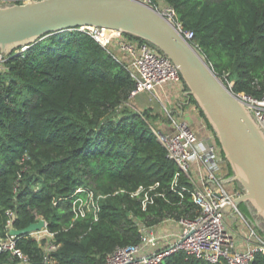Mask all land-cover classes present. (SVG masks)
<instances>
[{"label":"trees","instance_id":"16d2710c","mask_svg":"<svg viewBox=\"0 0 264 264\" xmlns=\"http://www.w3.org/2000/svg\"><path fill=\"white\" fill-rule=\"evenodd\" d=\"M163 1L176 10L183 28L194 32L191 41L235 94L262 95L264 0ZM4 66L0 238L9 229V211L14 213L13 228L22 230L44 219L54 237L38 241L20 235L17 245L28 261L0 251V264H104L118 246L140 243L142 226L159 227L168 218L179 222L198 214L190 194L182 199L173 189L179 167L159 142L154 125L165 116L153 107L131 105L135 81L114 50L73 29L50 34L23 53L12 52ZM190 104L221 148L197 102L191 99ZM227 168L230 177L228 162ZM179 183L190 184L185 176ZM141 186L155 187L150 192L154 202L146 209L132 195ZM79 188L102 196L98 219L93 211L75 219L73 200ZM50 244L58 248L45 260ZM160 264L211 263L179 251ZM253 264H264V253L257 252Z\"/></svg>","mask_w":264,"mask_h":264},{"label":"built area","instance_id":"2783aa9c","mask_svg":"<svg viewBox=\"0 0 264 264\" xmlns=\"http://www.w3.org/2000/svg\"><path fill=\"white\" fill-rule=\"evenodd\" d=\"M30 1L32 0H0V4H22ZM145 1L154 4L153 0ZM155 7L165 16L175 20L179 30L187 39L194 38V32L185 30L177 21V13L172 6L155 5ZM79 30L87 32L104 47L114 50L126 63L135 81L131 99H135L141 93L157 96L158 90L168 83L178 85L180 95L187 94L188 90L177 66L150 43L104 27L91 26ZM28 47H21L18 53L25 52ZM7 56L0 53V70L5 69L4 63ZM236 95L243 100L264 128V89L260 97L247 93ZM166 111L170 128L169 130L157 129L155 133L159 142L166 148L169 158L179 167L173 183L175 193L182 199L187 193L190 194L193 203L199 209L198 214L194 218L180 220L179 223L182 225L180 231L159 232L157 227L142 226L141 242L124 247L118 246L108 255L104 264H160L167 256L179 251H184L189 256L211 264H253L256 253H264V237L257 232L255 226L247 223L243 215L241 218L245 219V227L240 230L232 227L229 214L238 221L239 218L235 216V212L241 214L239 209L234 208L229 213L223 210L225 206L233 204L234 199L241 195L242 191L231 188L232 183H225L229 176L228 171H225L227 162L221 153L220 146L212 137L201 138L199 131L193 129L189 123L177 119L171 109ZM182 176H185L190 184L179 186V179ZM154 189L155 187L141 186L132 195L140 197L146 209L154 202L153 195L150 193ZM154 194L161 195L158 192ZM101 198L102 196L96 195L93 190L79 188L73 200L75 219L84 217L91 211L98 219ZM8 214L9 229L6 236L0 238V251L10 252L27 262V255L17 245L19 236L10 233L13 228L14 213L9 211ZM170 221L173 219L168 218L164 223ZM29 235L38 241L54 237L47 223L43 229ZM57 248L58 246L53 244L46 245L45 260L50 259L51 253Z\"/></svg>","mask_w":264,"mask_h":264},{"label":"water","instance_id":"95a60500","mask_svg":"<svg viewBox=\"0 0 264 264\" xmlns=\"http://www.w3.org/2000/svg\"><path fill=\"white\" fill-rule=\"evenodd\" d=\"M104 27L138 37L168 56L212 126L242 194L225 212L250 203L264 219V128L213 68L205 53L179 30L175 20L145 0H32L0 4V53L9 55L53 33ZM234 215V213H233ZM44 219L18 230L20 236L40 231Z\"/></svg>","mask_w":264,"mask_h":264},{"label":"crops","instance_id":"0c3cea01","mask_svg":"<svg viewBox=\"0 0 264 264\" xmlns=\"http://www.w3.org/2000/svg\"><path fill=\"white\" fill-rule=\"evenodd\" d=\"M141 94H145V96H148V98L151 99L150 94H148V93H141ZM141 94H139L135 99H138V97ZM157 97H159L161 99L158 102H163V103L167 102L169 108L172 110L175 117L178 116V118L184 120L185 122L189 123L192 127L196 128V130L199 131L201 138L212 137L213 139H215L211 130L207 127L204 120L200 117V114H199V111L197 110V108L193 104H190V105H188V104L183 105L182 104L185 101H183L181 98L182 95H180V89H179L178 85L168 83L162 89L158 90ZM160 105L158 106L156 104H150L149 106H147L144 104L143 107H136V108L142 110V109H145L148 107H153L155 110L154 111L155 113H161L162 110H161V108H159V107H161ZM156 124H157L156 126H158V129L169 130V128H170L169 123H168V119H165V118H159L156 121ZM231 188H233V185H231ZM231 220L232 219L229 218L230 223H231ZM234 221H235V223H234ZM171 222H173V221H171ZM165 223H167V222H165ZM165 223H163V224H165ZM232 223H234L235 226L237 225L236 229H238V230L245 227L243 223H240L239 221H236L235 219L232 220ZM245 225H246V223H245ZM177 230H181V229H177ZM166 231H168V230H165L164 232H166ZM173 231H175V230H173Z\"/></svg>","mask_w":264,"mask_h":264},{"label":"rangeland","instance_id":"374dc122","mask_svg":"<svg viewBox=\"0 0 264 264\" xmlns=\"http://www.w3.org/2000/svg\"><path fill=\"white\" fill-rule=\"evenodd\" d=\"M159 2H161V5L162 6H164L165 4H164V1L163 0H158ZM19 49H17V51H18ZM182 95V94H181ZM182 100L183 101H185L184 103H182L183 105L184 104H188V105H190V101L188 100V98H187V96L186 95H183L182 97ZM142 99V100H141ZM159 100H161L159 97H157V96H154V95H151V99H149L148 98V96H145V94H141L139 97H138V99H135V100H132V103H131V105H133L134 107H143L144 106V104L145 105H147V106H149L150 104H156V105H160L161 107H159V108H161V113H163V115L165 116V118L167 119V117H166V115H167V111H166V109L167 110H170V108H169V106H168V104H167V102H165V103H163V102H158ZM160 113V114H161ZM177 117V119H179V120H181V121H184V120H182V119H180V118H178V116H176ZM154 125H157L156 123H154ZM193 129H195L196 130V128H193ZM225 171H228V168H227V166L225 165ZM231 177V176H230ZM233 184V188H236V189H238V190H240V191H242V189H241V187H240V185L238 184V183H232ZM241 211H240V213L241 214H239L238 212H235V216L237 217V218H239L238 219V221L240 222V223H243V224H245L246 222H244V220L246 219L247 220V223H249L250 225H253V226H255V228H256V230H257V232L260 234V235H262V236H264V219H262L260 216H258L257 214H256V210L254 209V207L250 204V203H243V204H241ZM240 210V209H239ZM241 215H243V217H245V219L244 220H242V218H241ZM229 217L232 219V220H234L233 218H232V214H229ZM236 218V219H237ZM232 220H231V223H232ZM234 223H235V221H234ZM234 223H232V227L233 228H237V225H236V227H235V225H234ZM157 229L159 230V232H163V231H165V230H177V229H182V225H180V223L178 222V221H173V222H167V223H165V224H162V225H160L159 227H157ZM263 232H261V231ZM177 231H180V230H177Z\"/></svg>","mask_w":264,"mask_h":264},{"label":"flooded vegetation","instance_id":"af4514ba","mask_svg":"<svg viewBox=\"0 0 264 264\" xmlns=\"http://www.w3.org/2000/svg\"><path fill=\"white\" fill-rule=\"evenodd\" d=\"M226 166H227V164H226Z\"/></svg>","mask_w":264,"mask_h":264}]
</instances>
